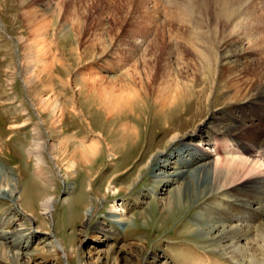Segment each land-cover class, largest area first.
I'll return each instance as SVG.
<instances>
[{
  "label": "rangeland",
  "instance_id": "1",
  "mask_svg": "<svg viewBox=\"0 0 264 264\" xmlns=\"http://www.w3.org/2000/svg\"><path fill=\"white\" fill-rule=\"evenodd\" d=\"M214 1L217 0H36L41 12H52L46 40L42 41L36 37L32 30L34 25L25 13L31 2L0 0V168L17 179L21 196V202L18 200L16 203L0 198V216H12L8 225L10 230L24 227L29 233L37 228L34 238L22 243L24 251L33 259L31 264H115V254L119 258L117 264H136L138 254H142L140 264H253L251 255H256L259 262L264 261V212L237 215L240 219L242 216L240 229L243 228L241 233L246 236L240 241V246L246 250L243 257L239 255L240 250L233 256L229 249L220 247L226 242H211L209 238L227 231L228 222L209 220L202 210L203 206L220 196L219 191L198 197L190 205L170 208H165L166 203L175 186H180L181 179L170 186H161L156 194L150 192L155 184L152 171L161 157H171L181 144L192 141L206 150L207 157L203 161L213 160L217 155L209 139L214 138L219 143L224 140L222 134L206 128V120L212 112H219L224 107L226 89L223 81L218 80L219 75L214 68L207 79L199 80L203 66H198L194 60L195 49L200 47L195 36L169 34L168 28L165 35L158 36L159 45L165 39L168 48L167 54L162 55L163 59L170 55L173 57L171 60L177 63L178 58L183 57L182 65L180 61L178 64L185 80H189L192 96L170 118L168 126L154 116L153 93H156V85L149 90L145 106L141 104L137 114L133 115L135 118H129L137 128V136L123 141L116 130L124 120L108 121L105 115L89 108L82 97L79 99L74 94L77 84L84 85L79 73L87 67L97 65L105 69L104 73L98 74L99 80L121 74V71L117 72L119 67L110 69L109 65L114 61L124 71L127 68L131 70L134 52L130 45L136 25L145 24L144 10L154 7L156 19L151 25V35L155 36L152 29L157 27L158 30V22L168 24L167 18L189 20L190 16L199 17L203 10L204 15L206 12L212 15V9L205 10ZM232 1L235 4H251L257 0ZM62 24H65V32L60 33ZM151 35L142 37L141 34V39L137 37L142 49L151 40ZM219 35L211 36L215 42V55L221 50V45L217 43L223 41ZM38 50L47 51L48 62L45 66L41 59L40 62L35 61L34 83L28 87L27 78L31 77V73L26 71V67L31 63L30 55ZM162 50L163 47L157 50L159 55ZM104 58L109 59V65L103 63ZM200 88L203 92L198 94ZM46 97L61 102L65 107L56 128L52 127L54 117L51 112L36 103V98ZM71 97L77 105L75 112L70 109ZM197 98L199 105H196ZM81 108L86 121L82 118ZM256 121L253 119V123L247 122V125ZM35 126L42 129L48 144L53 142L72 150L79 139L88 143L95 139L101 144L100 152L90 163L79 165L75 173L68 177L64 169L67 157L63 149H60L61 162L52 160L51 153L44 149L47 171L52 177L51 183L45 182L35 174V161L28 153ZM199 127L203 132H199ZM176 132L180 136L174 142L169 141ZM160 150L163 152L161 157ZM181 157L175 155L164 161L163 169L174 171L179 167L177 159ZM47 197L53 198L50 215L42 213L41 202ZM140 201L142 203L139 204ZM120 203L118 206L126 209L128 220L122 229L114 233L115 225L108 222L107 214L112 204ZM14 207L21 209L23 214H15ZM87 208L93 209L90 216L86 215ZM140 210H144L143 216ZM199 216V221H207L208 218L209 222L200 225ZM232 222L231 225L234 224ZM212 226L215 228H210ZM99 227L109 229V232L97 234ZM95 235L99 238L96 239ZM55 240L62 248H55ZM134 250L135 253L132 252ZM84 251L90 252L85 258ZM47 253H53V256L43 262L41 255ZM0 264L12 263L0 259Z\"/></svg>",
  "mask_w": 264,
  "mask_h": 264
},
{
  "label": "bare ground",
  "instance_id": "2",
  "mask_svg": "<svg viewBox=\"0 0 264 264\" xmlns=\"http://www.w3.org/2000/svg\"><path fill=\"white\" fill-rule=\"evenodd\" d=\"M26 1L31 2L25 13L34 25L32 30L38 39L45 41L47 27L51 24L52 12H41V9L38 8L39 3L36 0H22L23 3ZM262 7L264 8V1L259 2V0L251 4H235L232 0H217L210 5V8L205 10L206 12L212 9V15H208V12L204 15L203 10L199 17L190 16L189 20L183 17L167 18L169 19L168 24L158 22L157 25L160 24V26L158 30L157 27L152 29L155 32V36H152L151 25L156 19V13L152 6L150 9L144 10L145 24H138L134 29V38L130 45L134 52L132 53L134 61L132 60L131 70L127 68L130 72L127 69L124 71L115 61V63L113 62L114 65H111L109 59L104 58L102 59L103 63L110 64L111 70L119 67L117 72L121 71V74L109 75L108 80H99L98 74L102 71L104 73L105 69L103 70L101 66L97 65L90 66L79 73V78L84 81V85H78L77 81V87L74 89L77 92H74L77 98H83L82 100L88 103L89 108L92 107L98 114L105 115L108 121L109 119L124 120L116 130L120 132L119 138L123 141V139L137 136L135 131L137 128L134 123H130L129 118L137 114L141 104L145 106L144 102L149 90L154 89V85H156V93H153L154 116L160 119L163 125L168 126L170 125V118L179 112L180 108H183L192 96L189 89V80H185L179 66L182 65L183 57L178 58L181 63L179 61L177 63L176 61L173 62L171 60L173 57L170 55H166L168 56L167 60L165 58L164 60L162 55L167 54L168 48L166 40L163 38V41L161 40L162 45H159L158 36L165 35L166 28H168L169 34L181 33L184 34L183 36L186 34L195 36L199 40L200 47L195 49L194 60L197 61L198 66H203L202 68L206 69L205 71L202 69L199 80L207 79V75H211L212 70L215 69L216 74L219 75L218 80L223 81L226 89L227 95L224 107L219 109V112H212L207 118L208 121L206 120L208 123L206 128L219 132L224 136V140L219 143L214 138L209 139L208 142L215 146L214 150L217 158L206 161H203L207 157L204 148H200L192 141L181 144L171 156H182L177 159L179 167L169 172L163 169L165 166L162 164L171 157L170 155L163 156V152L160 150L159 156L162 155L163 157L155 163V168L152 171V179L155 184L151 187L150 192L156 194L162 187L170 186L181 179L180 186H175L166 203L165 208H170L190 205L198 197L219 191L220 196L208 205L203 206L202 210L205 215L207 214L209 220L227 221L228 230L222 231L214 237H211V235L209 237L210 241L226 242L223 245L220 244L222 249H229L228 252L232 253L233 256L239 254L237 250H240L239 255L242 257L246 249L240 246V241L245 240L246 236L241 233L243 228L240 229L242 216L240 219V216L237 215L239 213L260 214L264 212V9ZM241 11L244 13L239 14ZM202 14L203 16H201ZM239 17L243 18L240 21H233ZM59 32H65V24H62ZM141 34L142 37L146 35L152 37L144 49H142L143 46L140 45V41L137 40V37L141 39ZM215 35L221 36L223 40L217 43L219 46L221 45V50L217 51V55L214 52L215 42L211 37ZM160 47H163V50L160 51L159 55L157 50ZM38 54H41V56L38 57ZM47 54L46 50H38L35 54L30 55L31 63L26 67V71L31 73V77L28 76L27 78L26 84L28 87L34 83L32 76L35 77V61L40 62L41 59L43 65H47L49 58ZM198 91V94H201L203 88ZM73 99L74 97H71L72 106L70 109L75 112L77 105ZM186 99L188 100L185 102ZM239 101L242 103H237ZM36 103L43 110L51 112L54 117L52 127L56 128L65 110L62 103L52 101L47 97L45 99L36 98ZM196 103V105L200 103L198 98ZM136 106L137 108H135ZM80 112L82 118L86 121L87 118L84 116L82 108ZM197 115H200V113H197ZM253 119L257 121L254 124L247 125V122L253 123ZM89 127H91L90 123ZM199 132H203L201 127H199ZM178 136H180L178 132L173 133L169 141L174 142ZM69 139L71 138L69 137ZM44 149H48L51 153L52 160L56 159L59 162L62 161L60 154L62 152H64V155L66 154L67 160L64 169L69 177L75 173L79 165L83 166L90 163L98 156L101 144L95 139H92L89 143L85 142V139H79L72 150H69L64 145L58 146L53 142L48 144L42 129L39 126L33 127L32 143L28 153L34 158L35 174L45 182L51 183L52 177L47 171V163L43 154ZM60 149H63V151L61 152ZM110 150L112 149L110 148ZM113 158H117V156H113ZM158 185H160L159 188ZM19 191L17 179L14 176L11 178L8 173L0 168V198L5 197L15 203L18 200L21 202ZM121 204H112L107 214L108 222L115 225L114 233L122 229L128 220L126 209L118 206ZM20 205L26 210L22 203ZM41 207L43 214L50 215L53 209V198L47 197L44 199L41 202ZM13 209L15 214H23L21 209L17 207ZM92 213V208L86 209V215L90 216ZM143 213L144 210H140L141 216H143ZM11 217V215L0 216V259L12 264H31L33 259L30 258V254L24 251L22 243L34 238L37 228L32 229L29 233H26L27 230L24 227L10 230L8 225ZM197 220L200 225L209 222L208 218L207 221H199L201 220L200 216L197 217ZM231 220L234 223L232 225L230 224ZM215 226L210 228L213 229ZM107 232H109V229L104 227L97 229V234L102 233V235H105ZM95 238L97 239L99 236L95 235ZM54 245L55 248H62L57 241ZM139 246L137 244L136 247L139 248ZM139 250L141 252L142 247ZM53 251L55 253V250ZM132 252L135 253L136 251ZM89 253L84 251L83 258L88 256ZM52 256L53 253H47L41 255L40 259L46 262ZM153 257L156 256L153 254ZM141 258L142 254H138L136 264L141 263ZM98 260L100 261V258ZM118 260L119 258L115 254V264L118 263ZM259 260L256 255L250 257L253 264H264V261L259 262Z\"/></svg>",
  "mask_w": 264,
  "mask_h": 264
}]
</instances>
